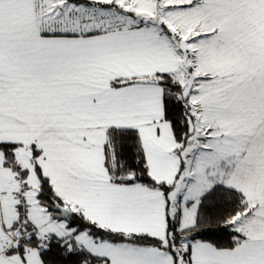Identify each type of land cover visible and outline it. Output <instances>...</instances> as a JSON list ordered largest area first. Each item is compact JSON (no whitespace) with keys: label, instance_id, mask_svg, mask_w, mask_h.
Returning a JSON list of instances; mask_svg holds the SVG:
<instances>
[{"label":"snow or ice","instance_id":"snow-or-ice-1","mask_svg":"<svg viewBox=\"0 0 264 264\" xmlns=\"http://www.w3.org/2000/svg\"><path fill=\"white\" fill-rule=\"evenodd\" d=\"M0 264H264V0H0Z\"/></svg>","mask_w":264,"mask_h":264}]
</instances>
